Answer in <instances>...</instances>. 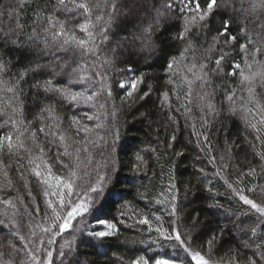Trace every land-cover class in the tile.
<instances>
[{"label": "snow or ice", "instance_id": "1", "mask_svg": "<svg viewBox=\"0 0 264 264\" xmlns=\"http://www.w3.org/2000/svg\"><path fill=\"white\" fill-rule=\"evenodd\" d=\"M145 3L0 0V41L26 54L24 66L19 67L0 53V264H79L73 259V222L87 227L89 217L103 227L87 232L92 240L116 238L121 242L120 220L110 222L96 215L108 204H119V217L136 216L149 234H156L147 239L126 238L122 243L130 245L131 251H146L137 245L147 244V251H152L168 244L172 252L167 258L139 255L125 261L120 257V264H264V184L255 180L257 172L264 177V0H166L161 8L153 9L155 15L146 24L114 38L117 21H134ZM177 9L178 29L171 37L176 54L165 58L159 108L166 113L168 125L177 124V116L184 118L195 138L189 143H195L213 164L211 174L199 169L214 201L209 207L222 209L226 219L236 215H227L231 208L220 203L224 194L219 187H224L230 205L238 201L248 206L243 215L253 223L240 229L248 239L239 248L223 247V231H210L198 242L193 235L199 227L195 217L191 226L181 229L190 189L183 185L181 191L177 186L174 163L167 172L160 166V190L145 203L149 210L162 206L167 227L164 216L152 211L154 226L143 210L125 199L131 195L129 184L140 201L150 194L148 185L141 183L136 188V180L122 179L115 155L122 135L119 112L153 94L140 61L133 57L144 54L146 62L152 58L159 50V21L166 14L171 18ZM216 14L226 18L209 39ZM237 21L239 29L233 34ZM114 39L120 52L113 47ZM125 48L127 59L118 67L117 58L125 54ZM45 57L48 62L40 63ZM64 108L72 113L67 119ZM222 113L235 117L251 135L252 139L245 135L244 140L257 158V166L249 165L247 172L231 180L225 174L239 144L225 140L221 149L210 136L213 122ZM176 141L173 134L165 146L157 136L156 144L172 149ZM184 155L183 150L173 151V157ZM146 157L158 164L157 147L147 144L132 154L129 168L134 178L148 179L149 172L155 175ZM238 168V163L233 165L234 171ZM245 176L253 178L251 186ZM212 177L222 184L214 188ZM69 230L71 239L64 235Z\"/></svg>", "mask_w": 264, "mask_h": 264}, {"label": "trees", "instance_id": "2", "mask_svg": "<svg viewBox=\"0 0 264 264\" xmlns=\"http://www.w3.org/2000/svg\"><path fill=\"white\" fill-rule=\"evenodd\" d=\"M8 2H10V0H4V3ZM12 2H14V0H12ZM164 3H166V0H146L145 7L138 11V18L134 21H117L119 28H113V37L126 36L136 31L138 26L147 23V18L154 17L155 12L153 9L161 8ZM173 7L175 8V5H173ZM170 15L171 18H168L169 14H166L159 21V31L156 32V42L159 45V50L152 58L146 62L142 58L144 54H138L136 57H133L134 60L138 59L140 61V70L146 74V83L152 85L153 94L147 100L138 101L131 109H123L118 114V125H122V135L118 142L120 147L117 148L115 155L118 157L122 168L120 175L125 182L136 180V188H139L140 184L143 183L148 185L150 189V194L147 195L146 201H140L136 198L135 188L129 184L128 191L131 195L126 196L125 199L130 200L138 210H143L142 214L147 215L154 226L155 220L151 214L152 211H156L157 215L164 216V226L167 227V215L162 209V206L153 205L152 209L149 210L145 207V203L153 198L152 193L159 192L160 190V166L162 165L164 171L167 172L171 164L174 163L176 165L175 175L177 178V186L181 188V191H183V185H187L190 189V193L184 201V224L181 225V229L183 230L185 226H191V218L195 217L199 221V227L195 229L193 235L199 238L198 242L202 243L203 240L207 238L210 231L217 234L223 231V247L225 249L230 247L239 248L240 242L248 239V234L240 231V229L253 223L252 219L243 215L248 206H244L242 202L238 201H232L230 205L229 201L225 199L227 193L224 187H219L218 190L224 194L219 197L220 203L223 204L225 208H231V211L227 215L232 216V212H235L236 215L232 216L231 219H226L222 209L217 210L209 207L214 201L210 199V194L207 192V187L209 185L207 184L205 176L200 173L199 169L204 168L206 172L211 174L214 167L213 164L208 163L207 157L199 153L195 143H189L190 140L194 141L195 138L185 125L184 118L177 116L178 123L175 125H168L166 122V113L162 112L159 108L158 96L160 91L165 87V58L169 55L176 54V48L174 47V42L171 40V37L175 35L178 29V9ZM225 18L223 14L214 15V18L211 20L209 39L211 35H214L217 30L221 28V24ZM121 29H123V31H121ZM238 29L239 22L237 21L232 27L233 34H236ZM117 44L118 40L114 39L113 47H117ZM10 48L11 46L5 47L3 42L0 41V53H3L6 57H11L14 64L23 67L26 54L21 50L13 51L10 50ZM120 50L121 49L117 47V52H120ZM123 51L125 54L117 58L118 67H123L120 61L127 59L129 50L125 48ZM47 62V57L40 60V63ZM13 70L15 71V68ZM225 71H228V69L226 68ZM113 88L115 89V83H113ZM116 94L117 93L114 91V95ZM119 94L122 95V92ZM39 99L42 100V97ZM141 113L145 115L142 117ZM71 114L72 113H70L67 108L63 109L65 119ZM197 127H199V121H197ZM157 129H159V132H157ZM173 134L177 137L174 148H161L156 144L157 136H159L160 142L166 146ZM245 135L248 136V139H252L251 135L245 132L241 123L235 117H229L227 113H222L212 124L210 136L214 137V146L218 145L223 149L225 140H235L239 144V147L233 150L234 160L230 163V167L225 174V179L231 180L239 175V173L247 172L249 165L257 166V158L253 156L252 149L248 148L244 140ZM147 144L156 146L160 156L158 164L153 158L146 157L149 159L150 168L155 172V175L149 172L148 179L134 178L129 168L132 154ZM179 150H183L185 155L183 157H173V151ZM237 163L239 164V168L234 171L233 165ZM163 179L166 183L167 177L165 176ZM244 180L249 186L253 183L252 177L245 176ZM255 180L264 184V177H260L259 172H257ZM220 184H222V181L212 177V186L214 188ZM154 185L155 187H153ZM241 187H243V185H241ZM37 199H39V197H37ZM117 208H119V204H108L105 205L99 213H96V215L106 218L110 222H116L117 218L120 220L117 226L122 233L120 236L121 242H118L116 238L92 240L87 235V232L92 231L94 228L97 230L103 229L102 226L96 225L93 217H89L87 227L83 224H77L74 221L73 226L76 229L74 246L76 252L73 259L78 260L79 264H120V257H123L125 261H129L139 255H147L149 257L155 255L157 258H167L168 255H172L171 248L168 244H165L163 249L156 248L152 251H147V244L137 245V249L143 248L146 251H131L130 245L122 243L126 238L135 237L138 239H147L149 236L155 237L156 234L154 231L149 234L147 226L138 224V217L136 216H132L131 218L119 217ZM157 209L160 210L157 211ZM238 221H243L244 223L239 224V227H234V223ZM128 225L132 227H128ZM70 232L71 230L64 234L69 239L72 238ZM138 233H141V235L138 236ZM59 243H63V241L59 240ZM54 259H56L57 262L59 260L55 255Z\"/></svg>", "mask_w": 264, "mask_h": 264}, {"label": "rangeland", "instance_id": "3", "mask_svg": "<svg viewBox=\"0 0 264 264\" xmlns=\"http://www.w3.org/2000/svg\"><path fill=\"white\" fill-rule=\"evenodd\" d=\"M74 223V222H73ZM101 230H103V229H101Z\"/></svg>", "mask_w": 264, "mask_h": 264}]
</instances>
